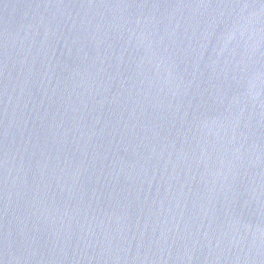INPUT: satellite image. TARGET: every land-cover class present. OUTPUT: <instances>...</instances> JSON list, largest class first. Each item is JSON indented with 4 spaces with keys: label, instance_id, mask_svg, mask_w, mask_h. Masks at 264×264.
<instances>
[{
    "label": "water",
    "instance_id": "water-1",
    "mask_svg": "<svg viewBox=\"0 0 264 264\" xmlns=\"http://www.w3.org/2000/svg\"><path fill=\"white\" fill-rule=\"evenodd\" d=\"M0 175L74 264H264V0H0Z\"/></svg>",
    "mask_w": 264,
    "mask_h": 264
}]
</instances>
